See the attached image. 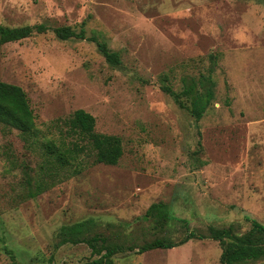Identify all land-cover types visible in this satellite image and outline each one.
<instances>
[{"label":"rangeland","instance_id":"obj_1","mask_svg":"<svg viewBox=\"0 0 264 264\" xmlns=\"http://www.w3.org/2000/svg\"><path fill=\"white\" fill-rule=\"evenodd\" d=\"M0 25L44 26L0 43V81L20 86L34 134L0 124V264H85V243L59 249L61 229L94 221L85 237L141 247L114 264H221L223 245L191 239L209 227L247 233L264 226V0H0ZM69 27L119 55L109 64L89 40L62 41ZM213 68L214 99L199 123L184 81ZM77 110L95 132L119 137L117 165L79 153L61 169L46 145H88L69 130ZM168 206L166 232L144 219ZM247 264H264V259Z\"/></svg>","mask_w":264,"mask_h":264},{"label":"trees","instance_id":"obj_2","mask_svg":"<svg viewBox=\"0 0 264 264\" xmlns=\"http://www.w3.org/2000/svg\"><path fill=\"white\" fill-rule=\"evenodd\" d=\"M34 30L44 32V26L38 27H16L9 28L0 25V43L21 41L32 35ZM55 35L62 41L69 39H82L94 42L105 60L113 65L120 64L119 55L110 51L105 43L99 42L96 37H86L85 31L75 32L69 27L57 28ZM215 81L213 79V68L209 69V74L201 76L199 79L190 78L184 81L181 93H175L169 88L164 90L181 104L180 98L189 99L188 110L196 123H199L204 114L212 104L214 99ZM0 124L19 130L22 133L34 134L36 130L35 116L30 107L25 91L17 85L0 81ZM69 130L80 140L88 145L73 143L71 146L60 147L55 143L46 145L49 158L54 159L59 168L65 169L78 159L79 153L88 149L95 152L94 162L97 164L117 165L123 156L122 141L119 137L102 135L95 132V118L84 110H77L68 120ZM144 219L153 221L159 230H164L168 226L171 217L168 206L163 203L153 204L147 211ZM94 221H82L61 229L60 241L56 249L66 245H78L85 243L92 251V256L97 259L85 264H114L113 258L117 254L125 251L138 250L142 254L149 250L173 248L176 244L165 238H157L151 242L143 244L141 247L125 246L118 243H111L107 237L94 235L85 237L90 225ZM191 239H210L218 241L223 245L221 264H247L264 259V226L253 221L251 229L242 235L237 234L233 226L226 228L209 227L207 234L188 233L180 243L184 244ZM12 264L18 263L12 257Z\"/></svg>","mask_w":264,"mask_h":264}]
</instances>
